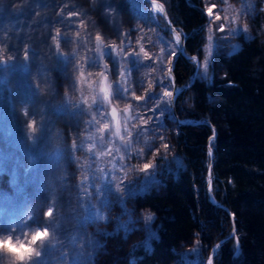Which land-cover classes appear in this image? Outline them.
Instances as JSON below:
<instances>
[{"label":"rangeland","instance_id":"374dc122","mask_svg":"<svg viewBox=\"0 0 264 264\" xmlns=\"http://www.w3.org/2000/svg\"><path fill=\"white\" fill-rule=\"evenodd\" d=\"M130 1L144 17V23L132 40L134 47L123 50L126 57L138 58L132 67L109 60H101L93 66L92 60L97 59L92 53L94 46L91 42L88 44L90 51L83 46L78 39L82 28L73 21L65 22L60 17L61 9L54 7L51 0H0V67L5 64L8 67L5 72L10 75L14 92L13 116L4 113L0 119V145H12V161L23 175H29L42 157L37 179L56 195H59L56 188L63 186L64 198L58 213L70 212L65 217L61 214L54 217L52 199L44 195V200L37 196L27 205L19 221L15 220L16 224L10 222L3 227L0 216V240L13 237L11 244H0V264H23L19 256L29 254L33 247L31 236L38 224L47 227L49 232L47 240L41 235L43 247L34 246L47 264H71L74 254L71 248H63L68 254L67 262L60 259L59 251L49 253L47 248L49 242L67 244V238L74 234L82 238L80 247L75 250L81 262L95 259L97 255L96 264H132L137 258L136 249L149 248L156 236L151 212L136 211L132 201L137 194L160 187L161 177H167L182 161L175 150L178 125L171 113V97L163 95L172 93V85L167 81L168 68L177 47L173 38L161 32L155 9L144 0ZM204 2L210 19L206 28L207 43L203 59H197L196 63L197 76L207 79L211 59L217 52L228 54L239 48L240 37L253 36L258 10L256 0ZM93 24V33H96L98 28ZM106 44L118 45L115 41ZM117 83L127 91L117 94ZM6 94L7 91L1 89L0 98ZM105 94L104 108L98 110ZM94 96L96 103H93ZM112 107L119 111L117 119L110 116ZM161 110H164L162 114ZM33 121L36 132L31 128ZM117 129L119 134L114 136L112 133ZM101 135L105 141L103 147L98 139ZM165 144L167 149L163 147ZM95 151H110V154L94 155ZM145 163L152 165L147 172L143 170ZM97 168L110 175L114 173L121 191L109 197L110 204L103 209L104 219L85 222L81 204L87 202V196L82 197L81 193H90L91 202L100 206L95 189L88 187ZM55 181H59L60 186ZM95 183L102 186L98 179ZM26 214L33 219L28 221ZM177 256L175 264H210V260H204L196 238Z\"/></svg>","mask_w":264,"mask_h":264},{"label":"trees","instance_id":"16d2710c","mask_svg":"<svg viewBox=\"0 0 264 264\" xmlns=\"http://www.w3.org/2000/svg\"><path fill=\"white\" fill-rule=\"evenodd\" d=\"M159 1L165 4L171 21L184 37V54L174 71L180 89L177 113L183 121L211 122L217 137L209 143L214 130L207 124L178 126L174 141L176 153L182 159L180 167L161 177L160 187L137 194L132 201L136 211L151 212V225L156 233L149 248L136 249L135 264H175L178 252L195 238L200 242L204 260H210L213 246L232 232L229 212L208 199L209 144L215 153L213 194L233 213L240 242L238 245L233 238L224 244L215 264H264V0H256L258 13L253 36L240 37L239 48L228 54L217 52L211 59L207 79L197 76L196 63L197 59H203L210 20L204 0ZM51 2L61 9L60 17L65 22L73 21L82 28L78 39L87 48L91 42L98 61L134 66L136 59L126 57L123 50L134 47L132 40L144 23L137 5L130 0ZM155 19L161 32L172 39L163 17L156 13ZM93 23L98 28L96 33ZM112 41L118 45L106 44ZM108 50H112L111 57ZM167 81L171 86L170 80ZM11 84L10 75L0 68V90L4 88L8 93L0 98V119L4 113L13 116ZM115 96L113 93V100ZM12 153V145H0L3 227L10 222L16 224L19 215L37 196L52 199L54 217L68 215L70 212L58 213L64 198L59 181H55L60 186L56 195L37 179L42 157L29 175H23L12 161ZM94 256L95 259L88 258L82 264H96L97 255Z\"/></svg>","mask_w":264,"mask_h":264},{"label":"snow or ice","instance_id":"6c2138e0","mask_svg":"<svg viewBox=\"0 0 264 264\" xmlns=\"http://www.w3.org/2000/svg\"><path fill=\"white\" fill-rule=\"evenodd\" d=\"M209 14H211V9L208 10ZM217 19H219L220 17L217 16ZM220 30L223 31L224 28L223 26L220 27ZM97 39H99V37H97ZM180 42V37L179 35L176 36V44L179 45ZM209 55H211V36H209ZM173 55L175 53H172ZM107 55L109 57L112 56V50H108ZM66 59V58H65ZM134 59H138V58H134ZM99 61L97 59L92 60V64L93 66L98 65ZM205 68V72L207 70V63H205L204 65ZM80 75H83V71L81 69ZM107 79V77H105V80ZM116 91L117 94H123L127 91L126 88H123L122 85L120 83L116 84ZM105 93H107V89H105ZM163 95L171 97L172 93L171 92H165L163 93ZM107 99V95L105 94L103 96L102 99H100L99 104H98V110L103 109L104 108V101ZM136 99H140V97H136ZM85 103H88V101L86 100ZM93 103H96V97H93ZM89 110H91V105H89ZM114 111V110H113ZM164 110H161V114ZM24 115H27V113L25 112ZM103 118V117H102ZM93 121H90V123H92ZM94 122L99 124V121H96L94 118ZM105 127H107V125H105ZM32 131L36 132V128H35V121H33L32 125H31ZM43 130V127H42ZM102 129H98V132H101ZM114 136L119 134V129H117L116 132L112 133ZM99 142L101 147L104 146L105 141L103 139V136H99L98 137ZM121 141H124V137L121 136L120 137ZM163 147L165 149H167V145H163ZM125 148H127V142H125ZM119 150V149H117ZM105 154H110L109 153H104V152H99V151H95L94 155H99V156H103ZM209 154H211V152L209 151ZM123 158V157H121ZM113 167L115 168V165H113ZM152 167L151 164L149 163H145L143 165V170L145 172L148 171V169H150ZM127 175V174H125ZM100 181V184L102 186H98L95 181L96 180ZM92 183L90 185H88V187L95 189V193H96V197L99 199V207H97L96 204L92 203V196L90 193L88 192H82L81 196H87V202H83L82 201V208H83V220L85 222H98L102 219H104L103 216V209L108 207V205L110 204V199L109 197L112 194H119V192L121 191V187L119 183H116V177L113 174H109L104 172L103 169L97 168L96 172L93 174V178H92ZM49 216H51V212L48 213ZM27 216L28 221L32 220L33 217L32 216ZM149 219H151V217H149ZM42 229V231L40 230ZM41 235H43V237L47 240L49 238V232H48V228L44 227L43 225L38 224V226H36V228L34 229V234L31 236V244L33 245V247H31L29 249V254L27 256L21 255L19 256V260L21 262H23V264H47V262L45 260L40 259L41 258V251L36 250V248L34 246L36 245H40L41 247H43V244L41 242ZM81 237L79 235H72L70 237L67 238V244L64 245H60L59 241H57L56 244H52L51 242H49L48 244V248L47 251L49 253H53V252H57L59 251L60 253V259L67 262L68 260V254L66 252L63 251L64 247H69L73 250L74 254L72 257V262L71 264H82L81 262V258L80 255L77 254L75 252V250H77L80 247V243H81ZM13 242V237L12 236H8L6 238V240H0V244H11ZM19 247H23L24 245H18ZM9 252H11V249H8ZM237 256L240 254L239 250L237 248L236 253ZM132 264H135V260L132 261Z\"/></svg>","mask_w":264,"mask_h":264},{"label":"water","instance_id":"95a60500","mask_svg":"<svg viewBox=\"0 0 264 264\" xmlns=\"http://www.w3.org/2000/svg\"><path fill=\"white\" fill-rule=\"evenodd\" d=\"M151 7H158L157 11L165 20L169 32L173 38V40L176 43V36L179 35L180 37V42L179 45L176 44V52L174 55H172L171 59H170V64H169V68H168V78L171 82L172 85V96H171V107H172V114L173 117L176 120L177 125L180 127L182 125H187V124H199V123H203V124H207L209 126L213 127V134L210 136L209 138V143L216 139L217 137V130L216 128L212 125L211 122L209 121H201V120H192V121H183L180 119V117L178 116L177 110H176V101L179 95V89H178V82H177V78L175 76V67L176 64L178 62V59L180 57L181 54H184V37L182 36V34L177 30L176 26L174 25V23L171 21L170 16L168 14L167 8L166 6L160 2L159 0H145ZM6 65V64H5ZM114 110V111H113ZM110 116L112 117V119H117L119 117V111L115 108L110 110ZM208 150L211 152L210 154V164H209V168H208V181H207V192H208V199L209 201L214 204L215 206L218 207H222L224 209H226L229 214L231 215L232 221H233V230L230 233V235L228 237H226L225 239L221 240L219 243H217L216 245L213 246L212 251H211V255H210V264H215V258L216 255L218 254V252L220 251V249L223 247L224 244H226L228 241L232 240L233 238L236 240V243L239 245V238L237 237V228L234 222V215L231 212V210L224 205L223 203L219 202L214 194H213V181H214V175H213V169H214V162H215V153L214 150L211 146V144L208 145Z\"/></svg>","mask_w":264,"mask_h":264},{"label":"bare ground","instance_id":"6f19581e","mask_svg":"<svg viewBox=\"0 0 264 264\" xmlns=\"http://www.w3.org/2000/svg\"><path fill=\"white\" fill-rule=\"evenodd\" d=\"M145 1V0H144ZM146 2V1H145ZM161 2V1H160ZM147 3V2H146ZM163 3V2H162ZM148 4V3H147ZM164 4V3H163ZM165 5V4H164ZM153 9H155V10H157L158 9V7H152ZM176 52V51H175ZM0 68H2V69H6V68H8L6 65H4V66H2V67H0ZM0 92H1V90H0ZM13 106H14V104H13Z\"/></svg>","mask_w":264,"mask_h":264}]
</instances>
